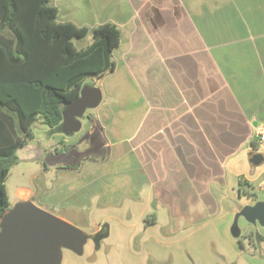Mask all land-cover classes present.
Listing matches in <instances>:
<instances>
[{"label": "rangeland", "instance_id": "obj_1", "mask_svg": "<svg viewBox=\"0 0 264 264\" xmlns=\"http://www.w3.org/2000/svg\"><path fill=\"white\" fill-rule=\"evenodd\" d=\"M52 1L61 8L59 21L73 19L91 28L112 21L123 29L121 14L127 6L124 0ZM149 1L151 11L177 15L174 21L181 24L162 29L158 25L167 21L160 17L156 24L149 23L147 47L129 55H141L135 64L138 73L141 64L152 60L154 50L161 49L163 41L170 37V30L174 29L172 40L181 47L195 42L192 16L203 37L213 45L234 40L240 30L237 26H223V22L231 24L232 20L225 19L213 0H180L178 7L170 0ZM261 1L241 0V4L250 14L255 11L253 6L262 14ZM73 41L78 49H84L94 37L89 33ZM112 58L117 61L115 69L84 81L83 85L98 86L103 98L97 107L86 110L79 131L66 135L41 118L34 122V138L17 150L19 161L6 181L9 210L25 202L26 197L21 201L16 190L30 187L35 196L29 201L83 232L82 252L62 247L61 264H264V225L240 214L245 205L264 198V186L257 190L259 181L244 180L243 191L250 189L257 197L249 198L238 191L239 178L264 179V162L253 164L254 150L247 149L253 135L246 130L240 145L229 152L226 191L222 186L218 199H224L216 209L204 205L200 195L190 196L187 202V196L173 194L174 186L169 185V180L154 184L144 179L134 159L138 148L134 153L129 151L146 104L142 103L145 98L138 74L133 75L126 64L130 60L125 59L124 39ZM261 84L262 89L263 81ZM228 133L233 135L231 130ZM257 151L264 153V147ZM180 186L177 181L175 188L181 190Z\"/></svg>", "mask_w": 264, "mask_h": 264}, {"label": "crops", "instance_id": "obj_2", "mask_svg": "<svg viewBox=\"0 0 264 264\" xmlns=\"http://www.w3.org/2000/svg\"><path fill=\"white\" fill-rule=\"evenodd\" d=\"M213 1L225 19L232 20L231 24L228 20L229 23L223 22V26L239 27L234 40L220 45L207 42L199 23L192 16L194 20L190 19V22L195 42L181 47L180 43L172 40L174 29L170 30V37L163 41L161 49L154 50L152 60L149 58L146 65L141 64L139 73L135 64L141 55L134 54L133 58L129 55L147 47L149 23L156 24L158 17L165 18L167 22L161 20L163 24L157 25L162 29H171L181 24L178 20L174 21L178 16L151 11L153 7L149 6V0H124L127 6L121 18L125 30L113 23L122 34L115 49L121 46L124 39L125 59L130 60L126 64L130 65L133 75L138 74L145 98L142 103L146 107L129 151L134 153V149L138 148L134 159L140 164L141 176L151 179L154 184L169 180V185L174 186L173 194L187 196V202L190 196L200 195L204 205L216 209L224 199H218L222 186L226 191L229 152L240 145L246 130L253 135L247 149L255 152L253 141L256 142V130L264 126V93L260 91L264 92V13L260 14L257 6H253L255 11L250 14L245 11L241 0ZM170 2L178 7L180 0ZM251 2L255 3V0ZM171 8L173 10V5ZM62 21L78 24L73 19ZM169 24L172 26L167 27ZM155 45L153 47L156 48ZM112 60L115 69L117 61L115 58ZM229 130L233 132L231 137ZM257 178H239V194L245 196L241 190L245 181H259L257 190L263 187L264 179ZM177 181L181 190L175 188ZM16 196L21 201L25 197L24 201H29L35 192L30 187L21 186L16 190ZM262 199L259 197L252 204Z\"/></svg>", "mask_w": 264, "mask_h": 264}, {"label": "trees", "instance_id": "obj_3", "mask_svg": "<svg viewBox=\"0 0 264 264\" xmlns=\"http://www.w3.org/2000/svg\"><path fill=\"white\" fill-rule=\"evenodd\" d=\"M58 15L52 0H0V219L10 207L7 178L17 150L34 138V122L58 126L63 105L80 95L85 79L114 67L122 35L115 23L91 28ZM89 33L94 41L78 49L73 38ZM244 195L257 197L247 188Z\"/></svg>", "mask_w": 264, "mask_h": 264}, {"label": "water", "instance_id": "obj_4", "mask_svg": "<svg viewBox=\"0 0 264 264\" xmlns=\"http://www.w3.org/2000/svg\"><path fill=\"white\" fill-rule=\"evenodd\" d=\"M102 98L98 86L83 85L80 95L63 105V120L55 131L66 135L79 131L86 110L97 107ZM251 162H264V153L254 152ZM240 214L264 225V200L245 205ZM0 225V264H61L62 247L82 252L83 232L32 201L18 203L2 217Z\"/></svg>", "mask_w": 264, "mask_h": 264}, {"label": "built area", "instance_id": "obj_5", "mask_svg": "<svg viewBox=\"0 0 264 264\" xmlns=\"http://www.w3.org/2000/svg\"><path fill=\"white\" fill-rule=\"evenodd\" d=\"M256 146L260 149L264 147V126H259L255 133Z\"/></svg>", "mask_w": 264, "mask_h": 264}, {"label": "flooded vegetation", "instance_id": "obj_6", "mask_svg": "<svg viewBox=\"0 0 264 264\" xmlns=\"http://www.w3.org/2000/svg\"><path fill=\"white\" fill-rule=\"evenodd\" d=\"M255 150H259V148L256 146L254 147ZM0 222H1V219H0ZM0 228H1V225H0Z\"/></svg>", "mask_w": 264, "mask_h": 264}]
</instances>
